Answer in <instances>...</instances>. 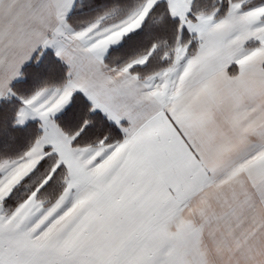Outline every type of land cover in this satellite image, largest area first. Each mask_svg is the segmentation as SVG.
I'll use <instances>...</instances> for the list:
<instances>
[{
	"label": "snow or ice",
	"instance_id": "6c2138e0",
	"mask_svg": "<svg viewBox=\"0 0 264 264\" xmlns=\"http://www.w3.org/2000/svg\"><path fill=\"white\" fill-rule=\"evenodd\" d=\"M0 264H264V0H0Z\"/></svg>",
	"mask_w": 264,
	"mask_h": 264
}]
</instances>
